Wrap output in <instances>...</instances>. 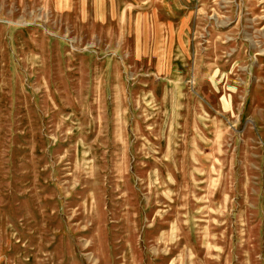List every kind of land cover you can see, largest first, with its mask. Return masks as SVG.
I'll return each mask as SVG.
<instances>
[{
  "label": "rangeland",
  "instance_id": "obj_1",
  "mask_svg": "<svg viewBox=\"0 0 264 264\" xmlns=\"http://www.w3.org/2000/svg\"><path fill=\"white\" fill-rule=\"evenodd\" d=\"M0 264H264V0H0Z\"/></svg>",
  "mask_w": 264,
  "mask_h": 264
}]
</instances>
